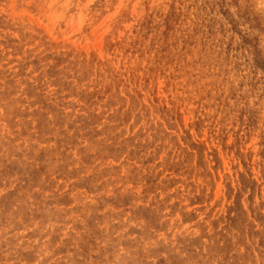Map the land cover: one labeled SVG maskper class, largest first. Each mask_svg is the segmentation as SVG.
<instances>
[{"label": "rangeland", "instance_id": "obj_1", "mask_svg": "<svg viewBox=\"0 0 264 264\" xmlns=\"http://www.w3.org/2000/svg\"><path fill=\"white\" fill-rule=\"evenodd\" d=\"M263 248L264 0H0V264Z\"/></svg>", "mask_w": 264, "mask_h": 264}, {"label": "bare ground", "instance_id": "obj_2", "mask_svg": "<svg viewBox=\"0 0 264 264\" xmlns=\"http://www.w3.org/2000/svg\"><path fill=\"white\" fill-rule=\"evenodd\" d=\"M40 49V48H39ZM122 232V231H121ZM178 240V239H177ZM241 249V248H240ZM264 249V248H263ZM129 254V253H128ZM241 258V257H240Z\"/></svg>", "mask_w": 264, "mask_h": 264}]
</instances>
